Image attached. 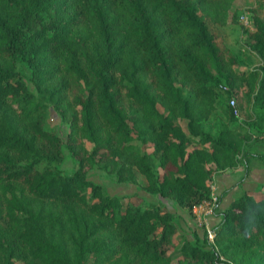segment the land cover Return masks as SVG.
Listing matches in <instances>:
<instances>
[{
	"label": "trees",
	"instance_id": "16d2710c",
	"mask_svg": "<svg viewBox=\"0 0 264 264\" xmlns=\"http://www.w3.org/2000/svg\"><path fill=\"white\" fill-rule=\"evenodd\" d=\"M234 2L0 0V264H264V180L219 196L210 238L88 176L139 172L146 192L192 209L217 171L264 162V0L247 6L250 67L219 27L237 22ZM223 94L238 114L224 102L229 123L210 132Z\"/></svg>",
	"mask_w": 264,
	"mask_h": 264
},
{
	"label": "rangeland",
	"instance_id": "374dc122",
	"mask_svg": "<svg viewBox=\"0 0 264 264\" xmlns=\"http://www.w3.org/2000/svg\"><path fill=\"white\" fill-rule=\"evenodd\" d=\"M251 3L252 0H235L233 9L231 8V13L234 8L238 9L237 22L230 21L223 25H219L220 30L224 35L225 43L238 53L242 67L254 66L259 62L257 55L247 46V43L245 42V34L243 33V28H251V22H245L241 15L247 14L250 16L247 6ZM228 100L229 97L226 94L221 95V105L213 111L211 117L206 121L205 128L210 132H215L218 128L226 126L229 123L225 114L224 105V102H227ZM241 115L242 113L239 114V116ZM181 123L184 125L185 120H181ZM45 125L56 130L60 137L65 140L68 124L50 107L45 116ZM253 143L261 150L264 149V139L258 138ZM62 149L64 151V157L59 165L64 173H72L77 167V162L68 153L64 144ZM263 165L264 163L261 160H251L250 170L246 175H244L243 167L217 171L211 180V185L217 195L221 196L218 208L227 205L232 198L240 195L244 189L255 188L259 184L258 181L262 174L261 169L263 168ZM88 176L93 180L102 183L104 192L122 195L124 202L131 201L139 204L141 208H144L152 202H158L167 207L174 212L179 227L184 234L189 235L193 229H197V232L200 234L203 231L201 224L195 218V214H202V209L198 208L194 211L193 209H189L184 207V205L173 201L171 198L146 192L142 188V185L145 183V178L139 172L136 173V183L119 181L114 173L99 168L90 170ZM218 177L222 179L221 182L218 180ZM88 194H90V191H88ZM217 220L218 217L213 213L207 215V221L210 227L212 224H215Z\"/></svg>",
	"mask_w": 264,
	"mask_h": 264
},
{
	"label": "built area",
	"instance_id": "2783aa9c",
	"mask_svg": "<svg viewBox=\"0 0 264 264\" xmlns=\"http://www.w3.org/2000/svg\"><path fill=\"white\" fill-rule=\"evenodd\" d=\"M241 17L245 20V22H249V16L247 14H242ZM223 88L226 89V86H223ZM228 102L232 108L233 113L238 114L239 110H238V106H237L235 99L230 98L228 100ZM218 198H219V196L217 195L216 191L213 190V187L211 185L210 197L203 200L200 203L195 204L192 207V209L194 211H196L198 208L203 210L202 214H195L196 215L195 218L198 220V222L201 224V226L206 228L208 236L210 238L213 237V230L208 225L207 215L213 213V208H214V206L217 205Z\"/></svg>",
	"mask_w": 264,
	"mask_h": 264
},
{
	"label": "crops",
	"instance_id": "0c3cea01",
	"mask_svg": "<svg viewBox=\"0 0 264 264\" xmlns=\"http://www.w3.org/2000/svg\"><path fill=\"white\" fill-rule=\"evenodd\" d=\"M259 149H260V148H259ZM260 150H261V149H260ZM263 163H264V162H263ZM261 170H262V174H261V177H260L258 183L264 180V165H263V168H262ZM216 173H217V172H216ZM216 173H215V174H216ZM215 174H214L213 176H215ZM218 180L221 182L222 179H221L220 177H218Z\"/></svg>",
	"mask_w": 264,
	"mask_h": 264
}]
</instances>
